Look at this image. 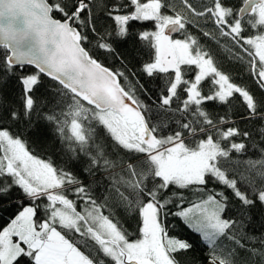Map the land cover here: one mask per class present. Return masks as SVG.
<instances>
[{
  "label": "snow or ice",
  "instance_id": "1",
  "mask_svg": "<svg viewBox=\"0 0 264 264\" xmlns=\"http://www.w3.org/2000/svg\"><path fill=\"white\" fill-rule=\"evenodd\" d=\"M197 32L218 34L223 60ZM12 207L0 264H203L169 215L208 264H264V232L247 230L256 212L264 225V0H0V210Z\"/></svg>",
  "mask_w": 264,
  "mask_h": 264
},
{
  "label": "trees",
  "instance_id": "2",
  "mask_svg": "<svg viewBox=\"0 0 264 264\" xmlns=\"http://www.w3.org/2000/svg\"><path fill=\"white\" fill-rule=\"evenodd\" d=\"M133 24V27L138 28L142 22H131ZM150 26V25H146ZM204 30L206 31H211V25L208 26V28H205ZM195 31V29H193ZM196 35L199 36L201 44L205 45V50L206 51H211L215 56L221 60H223V56L221 55V50L220 47H218L217 43H214L213 41L218 38V34H214L211 39L204 38L202 35H200L199 32L196 33ZM179 37V36H178ZM221 43L222 44H229V40H223L221 38ZM96 57L104 62L106 66L109 67H116L120 68L121 67V61L117 58H114L113 56L107 55L105 52H96L94 53ZM131 67V65L129 66ZM229 67L234 71V73L243 79V81L250 87H254V84L252 83V78H250L246 72H243L239 65H229ZM136 75L140 78L141 82H145L146 78L142 73H140L138 70L136 71ZM239 82V81H238ZM48 81L45 80V84H47ZM159 83V82H157ZM43 92V88L40 89V91L37 93L38 95ZM19 93H20V87L18 84H14L12 87V90L10 92V99H12L14 102L19 103ZM155 95V93L153 94ZM209 108H215L217 112H219L221 115L224 113V108L223 107H216L215 105H208ZM30 147L32 151L40 156L41 158H47L48 153L45 152L44 148L41 146L40 143H31ZM209 188L212 187L210 184L208 186ZM172 191H177L175 188L172 189ZM200 193L194 192L193 190H183V196L187 202H192L197 200L198 196H200ZM229 195H231L229 193ZM178 203V201H177ZM185 206H188V203L185 204ZM171 211L175 212L177 209L175 206H170ZM19 209L17 207H12L8 211H3L0 210V229L3 227H6L7 224L10 222V220L14 217L15 213ZM259 216L260 213L256 212L254 214V220L256 223L250 224L248 226V231L249 232H255V233H260L264 232V225H261L259 223ZM166 223L170 229V234L173 236H177L180 239H186L190 243L193 244V248L191 252L187 253L189 257H196L202 260L203 264H207V258L205 257L204 253L207 251V249L201 244L200 242V237L199 234L193 232L190 228L187 227L186 224L183 223V221L175 216L169 215L166 218ZM135 224L136 222L134 220H129L128 225L132 228L135 229ZM135 238V237H133Z\"/></svg>",
  "mask_w": 264,
  "mask_h": 264
},
{
  "label": "flooded vegetation",
  "instance_id": "3",
  "mask_svg": "<svg viewBox=\"0 0 264 264\" xmlns=\"http://www.w3.org/2000/svg\"><path fill=\"white\" fill-rule=\"evenodd\" d=\"M246 17H247V16H245V18H246ZM175 38H179L178 35H177Z\"/></svg>",
  "mask_w": 264,
  "mask_h": 264
},
{
  "label": "water",
  "instance_id": "4",
  "mask_svg": "<svg viewBox=\"0 0 264 264\" xmlns=\"http://www.w3.org/2000/svg\"><path fill=\"white\" fill-rule=\"evenodd\" d=\"M247 15H248L247 13L244 14V16H247Z\"/></svg>",
  "mask_w": 264,
  "mask_h": 264
},
{
  "label": "rangeland",
  "instance_id": "5",
  "mask_svg": "<svg viewBox=\"0 0 264 264\" xmlns=\"http://www.w3.org/2000/svg\"><path fill=\"white\" fill-rule=\"evenodd\" d=\"M248 16V15H247ZM208 264V263H207Z\"/></svg>",
  "mask_w": 264,
  "mask_h": 264
}]
</instances>
